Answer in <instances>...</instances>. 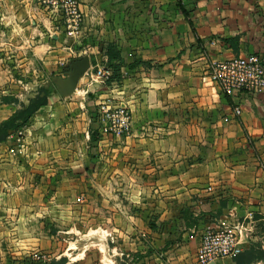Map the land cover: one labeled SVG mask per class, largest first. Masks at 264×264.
Wrapping results in <instances>:
<instances>
[{
  "label": "crops",
  "instance_id": "0c3cea01",
  "mask_svg": "<svg viewBox=\"0 0 264 264\" xmlns=\"http://www.w3.org/2000/svg\"><path fill=\"white\" fill-rule=\"evenodd\" d=\"M78 3L71 45L37 0H0V122L50 87L19 127L21 147L12 131L0 142V264H29L37 252L87 264L104 242L111 264H200L207 229L255 215L242 251L264 250V92L224 96L207 76L212 61L257 53L264 62V0ZM111 47L123 75L101 83L92 65ZM82 56L89 68L70 88L62 82ZM103 100L129 110L128 135L99 134Z\"/></svg>",
  "mask_w": 264,
  "mask_h": 264
},
{
  "label": "built area",
  "instance_id": "2783aa9c",
  "mask_svg": "<svg viewBox=\"0 0 264 264\" xmlns=\"http://www.w3.org/2000/svg\"><path fill=\"white\" fill-rule=\"evenodd\" d=\"M39 6L48 11L53 18L61 20L65 38L71 45L79 41L83 14L78 0H37ZM91 76L101 83L111 82L112 69L105 56L97 57L92 65ZM208 78L217 84L224 96L237 93L261 94L264 92V62L257 53H249L222 61H212L208 68ZM239 116L241 106L232 108ZM96 122L101 135L124 137L129 134L131 114L126 107L111 106L108 101H101L96 109ZM12 137L20 148L23 141V128L12 131ZM254 218L220 221L216 228L207 229L198 247L197 259L200 264L214 263L223 258H233L242 252L241 235L251 232ZM33 261L45 262L42 254L34 253Z\"/></svg>",
  "mask_w": 264,
  "mask_h": 264
},
{
  "label": "trees",
  "instance_id": "16d2710c",
  "mask_svg": "<svg viewBox=\"0 0 264 264\" xmlns=\"http://www.w3.org/2000/svg\"><path fill=\"white\" fill-rule=\"evenodd\" d=\"M185 17H188L187 12L184 9H181ZM230 46L235 50L236 49V41L235 38H228L225 39ZM108 66L112 69V76L110 78V81H119L122 77L121 72V63L119 60V56L116 50L110 48L108 51ZM136 64H144L148 65L146 62L136 60L131 65L134 66ZM50 92V87L42 89L36 96L31 98L28 103L23 106L21 109L14 112L12 115L7 117L6 119L2 120L0 122V142L4 141L7 137V135L10 133V131H13L15 129H18L22 125L26 124L31 116L39 109L41 106H43L47 102V95ZM1 101L4 103L8 102H15L16 99L8 96H3L1 98ZM96 116H94V119L96 121ZM95 132H97L95 130ZM253 218L257 219L258 216H254ZM29 264H62L65 259L61 258L58 262L57 261H48V262H36L28 259ZM233 260L235 264H245L250 263L255 260H262L264 261V250H261L260 247H251L249 249L243 250L241 253L233 257Z\"/></svg>",
  "mask_w": 264,
  "mask_h": 264
},
{
  "label": "rangeland",
  "instance_id": "374dc122",
  "mask_svg": "<svg viewBox=\"0 0 264 264\" xmlns=\"http://www.w3.org/2000/svg\"><path fill=\"white\" fill-rule=\"evenodd\" d=\"M24 77H26V76H24ZM115 195H116L115 200H122V201L124 200L122 193L121 194H115ZM96 242H97V240H96ZM109 244H110L109 250H108L107 242H104V246L98 245V247H95L94 245H92V247H90V252H89L91 255L86 257V263L87 264H100V263L101 264H111V261H110L111 257L107 256L108 255L107 253H109V255H111V242H109ZM97 248H100L102 255H103L100 258L98 255ZM36 254H43V253L37 252ZM43 257H44V255H43ZM29 258L31 260H33L32 257H29ZM45 259H46L45 262H48L46 257H45ZM99 259H102V262H99ZM126 259L128 260L129 263H132L134 261L135 257H132V258L131 257H129V258L119 257L116 260V264H123V260H126ZM36 262H39V261H36Z\"/></svg>",
  "mask_w": 264,
  "mask_h": 264
},
{
  "label": "water",
  "instance_id": "95a60500",
  "mask_svg": "<svg viewBox=\"0 0 264 264\" xmlns=\"http://www.w3.org/2000/svg\"><path fill=\"white\" fill-rule=\"evenodd\" d=\"M89 68V58L87 56L78 57L77 59L73 60L70 64L71 71L68 73V79L63 84L66 83L69 85L70 88L74 87L78 77L82 75L87 69ZM61 83V82H57ZM214 264V263H210Z\"/></svg>",
  "mask_w": 264,
  "mask_h": 264
}]
</instances>
